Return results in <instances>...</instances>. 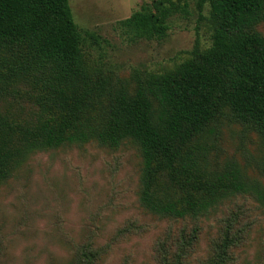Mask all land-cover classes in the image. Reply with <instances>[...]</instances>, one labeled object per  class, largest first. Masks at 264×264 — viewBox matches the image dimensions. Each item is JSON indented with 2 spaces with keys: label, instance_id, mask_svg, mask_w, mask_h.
Instances as JSON below:
<instances>
[{
  "label": "trees",
  "instance_id": "obj_1",
  "mask_svg": "<svg viewBox=\"0 0 264 264\" xmlns=\"http://www.w3.org/2000/svg\"><path fill=\"white\" fill-rule=\"evenodd\" d=\"M150 0L121 24L163 38L170 15L192 0ZM211 44L161 72L118 78L87 63L69 0H0V186L39 151L131 141L140 157L137 199L160 218L198 219L238 194L264 207V184L211 144L224 123L256 134L264 149V0H195ZM208 4V16L203 14ZM85 35L97 41L93 32ZM21 104L27 116L1 110ZM8 110V109H7ZM195 235V234H194ZM160 242L157 264H186L185 246ZM228 231L217 247L227 256ZM82 245L61 264H96L99 248ZM87 248V249H86Z\"/></svg>",
  "mask_w": 264,
  "mask_h": 264
},
{
  "label": "rangeland",
  "instance_id": "obj_2",
  "mask_svg": "<svg viewBox=\"0 0 264 264\" xmlns=\"http://www.w3.org/2000/svg\"><path fill=\"white\" fill-rule=\"evenodd\" d=\"M149 1L69 0L90 66L118 78L136 70L161 73L188 57L195 43L211 44L195 0L168 17L161 39L121 24ZM258 28L264 32V22ZM3 102L1 110L14 116L30 112ZM210 156L238 160L249 177L264 184V149L253 132L224 123ZM139 172V154L128 140L116 149L89 142L32 154L0 186V264H61L85 244L100 249L96 264H157L158 244L175 248L184 235L193 237L185 246L186 264H264V207L253 195L232 196L195 220L160 218L138 203ZM226 231L234 242L227 256L217 247Z\"/></svg>",
  "mask_w": 264,
  "mask_h": 264
}]
</instances>
